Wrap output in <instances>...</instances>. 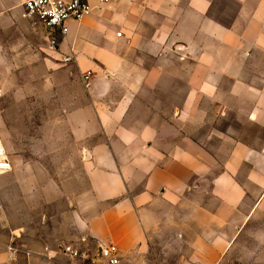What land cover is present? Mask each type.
Wrapping results in <instances>:
<instances>
[{
	"label": "crops",
	"instance_id": "1",
	"mask_svg": "<svg viewBox=\"0 0 264 264\" xmlns=\"http://www.w3.org/2000/svg\"><path fill=\"white\" fill-rule=\"evenodd\" d=\"M25 1L0 0L8 173L71 150L84 179L71 209L79 245H115L129 262L162 227L181 231L178 217L186 247L210 262L237 246L234 233L264 215V0H90L55 51ZM47 247L13 255L86 258Z\"/></svg>",
	"mask_w": 264,
	"mask_h": 264
},
{
	"label": "rangeland",
	"instance_id": "2",
	"mask_svg": "<svg viewBox=\"0 0 264 264\" xmlns=\"http://www.w3.org/2000/svg\"><path fill=\"white\" fill-rule=\"evenodd\" d=\"M41 156L43 167L19 169L17 176L14 169L0 174V264H26L13 255L14 248L31 245L58 248L59 252L68 246L86 255L75 260L63 257L65 264H104L99 258L100 246L90 241L80 246L73 230L74 192L82 191L74 185L84 179L80 169L67 166L72 151L65 153L64 160L50 151H41ZM177 227L181 229L178 233L162 227L147 252L137 254L132 262L121 256L120 264H264V215L252 219L239 234L235 232L237 246L219 249L222 253L216 262L209 261L208 249H200L204 254L197 255L196 249L186 247L184 217H178ZM190 228L202 234L197 225ZM194 230L189 232L191 236Z\"/></svg>",
	"mask_w": 264,
	"mask_h": 264
},
{
	"label": "built area",
	"instance_id": "3",
	"mask_svg": "<svg viewBox=\"0 0 264 264\" xmlns=\"http://www.w3.org/2000/svg\"><path fill=\"white\" fill-rule=\"evenodd\" d=\"M90 0H27L23 4L25 16L37 22L48 35V48L55 51L59 39L68 33L69 23H79L90 13ZM74 59L64 56L62 63L67 64ZM90 73L83 75L87 81ZM11 166L0 141V174L10 172ZM62 253L70 257L78 256L70 247L62 249ZM99 258L104 264H120L119 250L115 245L99 247Z\"/></svg>",
	"mask_w": 264,
	"mask_h": 264
}]
</instances>
